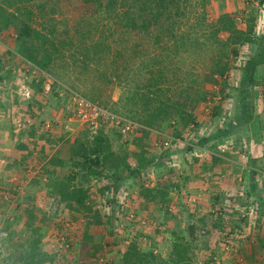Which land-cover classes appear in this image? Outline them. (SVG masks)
<instances>
[{
  "label": "rangeland",
  "instance_id": "374dc122",
  "mask_svg": "<svg viewBox=\"0 0 264 264\" xmlns=\"http://www.w3.org/2000/svg\"><path fill=\"white\" fill-rule=\"evenodd\" d=\"M84 7L88 8L87 12L80 13L83 9L86 10ZM92 8H96V5L82 3L81 0H32L18 8V15L23 19L24 25L41 30L43 35L47 34L60 40L71 37L77 31L78 35L73 36L71 42L64 45L63 52L52 55L51 64L43 69L32 64L27 58L28 42L26 48L23 47L20 51L21 38H17L13 25L0 31V109L4 117L2 123H6L4 129L8 131L12 147L18 152H28L27 148L30 146L23 140L27 130L26 134L38 135L39 140L41 134L48 129L47 134L57 141L55 150V147L49 144L45 148L43 145L41 148L43 150L38 151L43 154L41 157H44L42 172L36 174L31 172L32 166H29V161L19 166L11 163L19 171L21 179L19 180L27 182L21 184L20 189L13 190L11 187L5 188L4 191L0 189V204L4 202L0 205V264H112L110 261L112 251L109 249L111 238L103 236L101 238L100 235L102 233H107L109 237L114 235V239L117 240L114 242L115 246L124 244L129 247L133 239L135 244L140 242L139 233H142L138 227L142 226V222L135 216L136 212H129L119 206L111 207L112 200L123 195L131 198L129 195L134 191L139 194L142 181L144 184L149 183L148 176L151 173H155L154 177L161 179L165 187L171 182L170 176L164 178V175L172 177L178 175L174 170L176 162L170 156L172 153L168 152L169 149L162 146L161 151L158 149L165 139L171 141L177 137L179 139L187 137L186 128L180 131L179 136H175L177 129L178 131L181 129L178 120L174 121L175 124L178 123L176 130L172 128L174 125L172 124L165 125L163 133L147 128L148 132L145 134L138 130L127 137H123L113 125L103 126L101 131L107 136L108 148L119 156V164L123 167L121 172L118 170V159L112 168L109 166H105L107 168L104 170L97 168L102 171L97 175L89 172L81 164V157L70 154L69 150L77 136L80 141L89 145L100 131L91 129L75 119L72 106L74 94L98 101L114 113L139 125L136 119L142 118V112L138 111L137 105L132 108L124 98L120 100L128 93L127 87L113 78L109 81L103 75L111 73V61L115 58L120 61L116 55L118 50L127 54L126 49L133 44L134 36L131 38L129 34L118 29L112 37L108 28L112 25L105 20L107 11L102 7L100 11L91 14L88 11ZM206 11L209 21L215 22L218 15L228 13L233 17L237 29L246 30L252 26L251 40L235 45L234 53L228 55L229 68L225 74L222 76L214 74L213 82H202L199 90V95H203L202 99L192 109L195 121L198 119L200 123L201 118L210 119V127L206 131H209L210 140L217 148L218 144L221 145L218 141L226 135L247 137L246 135L251 132L250 119L262 109L261 103L264 100L258 101L262 94L255 84L243 82L242 75L250 61H257L264 56V44L261 42L264 35V0H210ZM81 14L85 15V22L79 25L75 19ZM218 36L225 39L227 35L220 32ZM95 42L105 44L101 47L103 57L98 59L95 56L89 68L80 71L79 62L74 63V59L69 55L74 53V56H77L83 44L87 47L88 44L93 45ZM33 43L37 53L42 55L45 46H39L36 41ZM207 45L208 47L198 50L196 59L199 65L198 73L200 71L210 73L216 59L221 56L218 51L214 52L213 49L210 51V44ZM91 50L89 48V52ZM190 55L188 60L195 59L194 54ZM120 56L125 57V54ZM222 58L225 61L226 58ZM122 64L121 59L119 66ZM100 72L103 73L102 76H99ZM26 91L28 94H25ZM8 97L16 99L15 108L12 110L10 109L12 104H8ZM6 99V104L2 105ZM21 114H29L32 124L17 135L13 128V119ZM259 119L264 124V114ZM49 124V128H46ZM139 127L141 128V125ZM203 133L205 132H199ZM173 145H177L175 140ZM226 147L228 144L219 146L218 149L224 151ZM32 148L34 149L32 152L37 151L34 146ZM156 148L160 157L154 160V163L151 161L145 168L151 169V172L144 174L146 175L144 177L141 169V172L137 170L139 172H136L137 176L130 175V170L138 166L142 160V150L150 152ZM192 148L194 147L191 145L184 146L187 150ZM121 155H126V158ZM10 161H13L11 157ZM213 163L216 164L212 159ZM250 165L259 171L253 175L252 187L241 190L237 200L245 202L246 208L240 205L242 210L239 208L224 211L222 207H213L207 210L206 219L205 216L199 217V220L194 218L193 225L192 222H184L183 225L181 223L184 229L181 232L184 233H181L176 241L181 243V250L185 251L186 264H260L264 261V253L259 255L258 260L257 258L254 260L253 248L256 243L254 234L248 233L240 237L244 226L264 233V160L253 162V159H250ZM114 172L117 177L113 178ZM48 175L52 177V182L61 179L65 181L72 175L73 179L68 181V184L83 186L88 190L85 202L90 209L84 210L85 208L81 207V210L75 211L69 208L66 201L52 193L49 177L46 180L42 178ZM113 179L118 183H111ZM167 188L169 190V187ZM158 189L161 191L162 188ZM151 195L153 193L149 192L148 197ZM157 195L160 196L158 192ZM139 196L142 198V195ZM183 198L185 199V195L182 200ZM169 204L166 205L168 213L171 212L170 208L172 209ZM246 210L249 215L245 225L243 219L247 216L244 213ZM250 228L247 230H251ZM155 256L157 259L154 264H167L166 257Z\"/></svg>",
  "mask_w": 264,
  "mask_h": 264
},
{
  "label": "trees",
  "instance_id": "16d2710c",
  "mask_svg": "<svg viewBox=\"0 0 264 264\" xmlns=\"http://www.w3.org/2000/svg\"><path fill=\"white\" fill-rule=\"evenodd\" d=\"M30 1L32 0H2L0 3V31L13 25L16 28L17 38H21L20 51L23 47L26 48L25 45L28 42L27 58L32 64L43 69L51 64L52 55L57 52H63L64 45L67 42L70 43L71 38L78 34L76 31L71 37L59 40L47 34L43 35L41 30L24 25V21L19 17L17 10L24 3ZM81 1L82 3L96 5V8L89 9L88 12L91 14L100 11V8L104 7L107 11L105 20H108L113 26H108L110 28L109 34H112V37L115 36V32L118 29L129 34L130 37L134 36L133 38L131 37L134 40L133 44L126 49L127 54L121 50L116 52L117 57L120 58V61L122 59L123 64L119 66L120 61L115 58L111 61V73L106 75L100 72L99 76L103 74L107 80L111 81V78H113V80L127 87L128 93L120 100L122 101L124 98L132 108L137 105L138 111L142 112V118L136 119L141 125V128L138 129L142 130L139 131L141 134L147 133V128L163 133L165 125L171 126L172 124H174L172 128L176 130L178 123L175 124L174 121L176 120L177 122L178 120L181 123V129L179 131L177 129L175 136H179L180 131L184 128L189 125H195L192 109L202 99L203 95H199V90L203 85L202 82H213L214 74L224 75L229 68L228 55L232 52L234 53V46L251 40L252 26L249 25L250 27L246 30L237 29L232 19L233 17L228 13L218 15L215 22L209 21L206 7L210 0ZM84 8L86 9V7ZM87 10L88 8L86 10L83 9L80 13H86ZM79 16L75 21L81 25L82 22H85V15L81 14ZM99 31L101 32V29ZM220 32H224L227 35L225 39L219 38ZM80 33L84 34L83 32ZM136 40H138V43H136ZM208 40L210 41L208 42ZM33 41H36L39 46H45V51L42 55L37 53ZM261 42L264 44V35ZM207 44H210V51H212L211 49L214 52L218 51L221 56L216 59L214 63L216 66L214 65L209 71L210 73H202L201 71L198 73L199 65L196 63L198 50L202 47H208ZM104 45L103 42H95L93 45L88 44L87 47L83 44L77 56H74V53L69 56L74 59V63L76 61L79 62L80 71H85L89 68L90 63L94 61L95 56L98 59L103 57L101 52L103 49L101 47ZM89 48L92 49L90 52ZM222 52L224 53L222 54ZM124 54L125 57L120 56ZM190 54H194L196 56L195 59L188 60L191 56ZM222 57L226 58L225 61L222 60ZM262 61H264V56L257 61L248 63L243 71V82L251 83L252 85L256 83L253 79L252 71ZM100 104L106 106L102 103ZM130 118L133 117L130 116ZM101 128H98L100 131L89 142V145L80 141L77 136L69 150L70 154L81 157V164L89 172L97 175L102 173L97 168L103 170L107 168L105 166L112 168L118 159V170L121 172L123 167L119 164V156L108 148L107 136L102 133ZM162 142L159 147L162 146L164 149H169L174 139L171 141H166L165 139ZM166 142L168 147L163 146ZM121 157L126 158V155H121ZM151 161L152 158L142 150L140 164L131 169L129 174L136 175V172H141V169L142 176L147 174L148 169L145 168L150 165ZM112 176L113 178L114 176L117 177L116 174ZM48 177L52 184V193L57 194L62 200L66 201L69 208L75 211L81 210V207L85 208L84 210L90 209L88 203L85 202L88 190L83 186L78 185L77 187V185L68 184V181L70 182L73 179L72 175L68 176L65 181L61 179L56 182H52L51 176L48 175L47 179ZM166 190L168 189L162 188L160 191L158 188L151 189L142 185L139 194L146 199L159 197L163 202L167 198ZM149 192L153 193L150 197H148ZM157 192L160 196L157 195ZM176 239H174L172 250L166 262L167 264H186L184 260L185 251L181 250L182 245L180 246L181 243H178ZM134 241L133 239V242L122 254L121 263L154 264L157 259L155 254L152 251L150 253H142Z\"/></svg>",
  "mask_w": 264,
  "mask_h": 264
},
{
  "label": "crops",
  "instance_id": "0c3cea01",
  "mask_svg": "<svg viewBox=\"0 0 264 264\" xmlns=\"http://www.w3.org/2000/svg\"><path fill=\"white\" fill-rule=\"evenodd\" d=\"M252 76L256 81L255 87L262 94V97L259 98L258 101H262L264 100V61L255 66L252 71ZM8 98V104H12L10 105V109L12 110L15 108L14 104L16 99L14 97ZM6 102L7 99L2 105H5ZM261 104L262 109L255 113L254 118L250 119L251 132L249 135H246L247 137L226 135L223 139L218 141L221 145L216 143L218 146L215 148L212 140H210V135H208L209 131H206L210 127V119L206 117L205 119L201 118L200 123L199 120L196 119L195 125L186 127L187 137H183L182 140L179 138L174 139L177 145L174 146L172 142L173 146L169 148L168 152L170 151L172 153L170 156L174 158L177 164H175L176 167L174 170L178 172V175H174V179H172V175H164V178L170 176L171 182V184L167 185L170 191L166 190L168 193L166 195L167 198L164 199L165 201L162 202L159 197L146 199L142 196L141 198L137 191L130 193L129 196L131 198L123 195L112 200V204H110L111 207L119 206L127 209L129 212H136L135 216L142 222V226L138 225L139 230L142 232L139 233L141 235V240L136 243L138 249L142 251V253H150L152 251L160 258H167L172 250L174 239L181 233H184L183 231L181 232V230H184L182 226L184 222H192L191 224L193 225L195 222L194 218H204L205 216L204 219H206L207 210L213 207H222L224 211L239 209L241 208L240 205H243L242 208H246L245 206H247V204H245V202L237 201L239 200V194H241V190L252 187L253 175L259 171L257 168L250 165V159H253V162H257L260 159L264 160V124L262 120L259 119L260 116L264 114V102L262 101ZM3 119L2 110L0 109V189H3L2 191L7 187H11L13 190L14 188L20 189V185L27 181H20V174L16 166L29 161V166H32L31 172H34V174L40 171L42 172L41 166L44 164V157L42 158L41 156H43V154L38 153V151L43 150L41 149L43 145L45 148L49 144L53 145L55 150L57 148V141L55 142L56 139L53 137L51 138L50 135L47 134L48 129L41 134L39 140H37L38 135H28V133L26 134L25 132V138L23 140L30 148H27L29 149L28 152H18L15 150L16 148L14 149V147H12L11 141H9L8 131L4 129L6 123H2ZM48 126H50V124L46 125V128H49ZM200 131H204L205 133L199 134ZM17 135H19V133ZM225 144H228L226 150L220 151L218 147ZM31 145L34 146L37 151L32 152L34 149ZM185 145H191V147L194 148L187 150L184 149ZM23 149L21 151H23ZM158 149L161 151L160 147ZM158 149L156 148L150 152L145 151L146 155L152 158V163L160 157V154L157 153ZM10 157L13 161H10ZM14 158L16 160H14ZM47 158L46 156V159ZM212 159L216 164H212ZM12 162L16 163V166H12ZM150 170L151 169H148L147 173H150ZM27 171L30 172V170ZM154 175L155 173H151L148 176L149 183L144 184L142 181V184L151 189H168L160 181L161 179H156ZM42 178L46 180L47 176L46 178ZM110 182L118 183L116 180H111ZM183 195H185V199L183 198L182 200ZM2 203L4 202L2 201ZM166 203H170L169 205L172 206V209L170 208V213L166 210L168 208L166 207ZM242 208L240 210H242ZM1 210H3V207ZM244 213L247 215L243 219L246 225L249 213H247V210ZM249 228L250 226H244L241 230L242 235L240 237L248 233L254 234L253 236L256 238V243L253 248V254L254 260L255 258L258 260L259 255L264 253V233H258L255 228L247 230ZM98 234L99 233H97V235ZM100 236L101 238L102 236L103 238H111L109 240V249L112 251L110 255L112 264H122L121 257L126 251L127 246L124 244H117L115 246L114 242H117V240L114 239V235L109 237L107 233H102ZM263 263L264 261L260 262V264Z\"/></svg>",
  "mask_w": 264,
  "mask_h": 264
},
{
  "label": "built area",
  "instance_id": "2783aa9c",
  "mask_svg": "<svg viewBox=\"0 0 264 264\" xmlns=\"http://www.w3.org/2000/svg\"><path fill=\"white\" fill-rule=\"evenodd\" d=\"M25 94H28V92L26 91ZM72 106L75 119L83 122L91 129L113 125L123 137H127L140 128L137 122L118 115L97 101L88 99L80 94L72 96ZM31 124L32 118L29 114H21L13 119V128L17 133ZM163 146L168 147L167 142ZM66 246L68 247L69 244L67 243ZM100 261H102V258H100Z\"/></svg>",
  "mask_w": 264,
  "mask_h": 264
}]
</instances>
